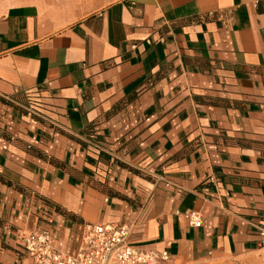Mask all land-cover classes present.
I'll return each instance as SVG.
<instances>
[{
    "label": "crops",
    "instance_id": "0c3cea01",
    "mask_svg": "<svg viewBox=\"0 0 264 264\" xmlns=\"http://www.w3.org/2000/svg\"><path fill=\"white\" fill-rule=\"evenodd\" d=\"M86 223L264 264V0H0V264Z\"/></svg>",
    "mask_w": 264,
    "mask_h": 264
},
{
    "label": "built area",
    "instance_id": "2783aa9c",
    "mask_svg": "<svg viewBox=\"0 0 264 264\" xmlns=\"http://www.w3.org/2000/svg\"><path fill=\"white\" fill-rule=\"evenodd\" d=\"M189 226L201 227L198 214L187 215ZM264 248V223L253 226ZM18 245L29 264H169L166 251L147 250L129 243V227L124 224H90L82 226L80 241L75 253L68 254L54 248L48 230L37 227L22 231Z\"/></svg>",
    "mask_w": 264,
    "mask_h": 264
}]
</instances>
